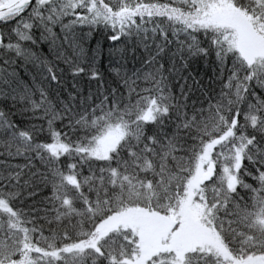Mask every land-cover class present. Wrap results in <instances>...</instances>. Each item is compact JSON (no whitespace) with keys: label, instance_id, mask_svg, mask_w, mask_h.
I'll use <instances>...</instances> for the list:
<instances>
[{"label":"snow or ice","instance_id":"snow-or-ice-1","mask_svg":"<svg viewBox=\"0 0 264 264\" xmlns=\"http://www.w3.org/2000/svg\"><path fill=\"white\" fill-rule=\"evenodd\" d=\"M0 264H264V0H0Z\"/></svg>","mask_w":264,"mask_h":264}]
</instances>
